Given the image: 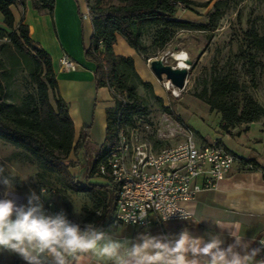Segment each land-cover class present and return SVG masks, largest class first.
<instances>
[{
	"label": "trees",
	"instance_id": "trees-1",
	"mask_svg": "<svg viewBox=\"0 0 264 264\" xmlns=\"http://www.w3.org/2000/svg\"><path fill=\"white\" fill-rule=\"evenodd\" d=\"M54 1L33 0L32 6L39 12L52 14ZM229 1L239 4L244 0ZM229 1H214L207 23L198 24L177 18L179 9L208 5L199 6L193 0H87L92 35L89 46L83 49L84 58L94 66L96 89L107 88L114 100V107L106 109L105 139L99 144L90 139L89 126L81 128L75 139L68 105L56 95L57 84L49 55L31 41L26 25H15L10 7L17 2L24 7V1L0 0L5 26L0 28V40H5L0 43V140L33 157L44 171L56 173L72 192L86 194L99 211L97 217L88 218L93 226L104 228L112 215L117 187L107 179L104 182L94 179L102 177L100 167L117 143V123L147 114V102L138 95V86L162 105L152 85L137 75L133 60L114 53L116 36L123 37L130 48L142 55L141 37L148 28L157 29L154 38L159 48L165 46L174 30L212 32ZM245 40L247 50L242 53H247L249 61H253L250 53L264 50V35L259 36L251 29ZM20 70H25L34 83L33 93L20 96L12 89ZM243 90L244 85L236 79L213 75L195 97L204 102L209 111L220 114V128L227 131L231 126L251 124L264 117V108L252 97L247 96L242 104L231 99ZM164 110L170 111L169 108ZM70 154L76 162L68 160ZM239 162L243 170H262L264 178V167L257 155L239 158ZM72 167L77 168L75 175L70 172ZM5 175L12 178L16 188L20 186L17 178ZM76 260L73 259L72 264Z\"/></svg>",
	"mask_w": 264,
	"mask_h": 264
},
{
	"label": "crops",
	"instance_id": "crops-1",
	"mask_svg": "<svg viewBox=\"0 0 264 264\" xmlns=\"http://www.w3.org/2000/svg\"><path fill=\"white\" fill-rule=\"evenodd\" d=\"M23 1L24 7L19 2L10 7L14 23L26 25L31 41L49 55L57 84L56 95L68 105L75 139L81 128L89 126L90 139L99 144L103 143L106 109L109 108L112 99L107 88L96 89L94 66L84 58L83 49L89 46L92 35L91 19L84 16L86 13L84 0H55L52 14L35 10L32 6L33 0ZM4 27L0 13V28ZM113 50L117 56L133 60L135 71L143 82L152 85L153 93L161 98L163 103L169 100L170 95L160 87L147 63L128 46L123 37L116 36ZM64 53L77 64L76 71L66 72L60 68L59 60ZM49 95L53 104L52 94ZM186 125L191 129L187 123ZM241 127L244 132L229 138L234 141L233 146L230 148L225 146L238 158L246 159L253 154L257 155L258 162L264 167V128L259 122L241 124L238 128ZM235 148H239V154ZM242 148H245V151ZM186 208L193 213L190 221L166 222L161 227L154 226L146 231L130 225L113 227L109 221L104 228L96 226L95 228L121 241H134L138 234L145 232L152 235L178 234L184 228L201 235L209 230L223 231L226 242L231 243L227 232L235 230V226L239 225L238 234L245 240L252 241L251 246L256 247L260 241H264L263 171L243 170L237 160L231 172L215 188L201 191ZM86 219L92 224V220ZM213 222L219 224L220 229ZM262 258L264 253L258 256L257 260ZM0 264L24 262L15 254L3 252L0 253ZM74 264H97V261L89 254L81 256Z\"/></svg>",
	"mask_w": 264,
	"mask_h": 264
},
{
	"label": "rangeland",
	"instance_id": "rangeland-1",
	"mask_svg": "<svg viewBox=\"0 0 264 264\" xmlns=\"http://www.w3.org/2000/svg\"><path fill=\"white\" fill-rule=\"evenodd\" d=\"M193 1L199 6L208 5L179 9L177 18L198 24L207 23L208 16L213 11V2L216 0ZM251 29L259 36L264 35V0H244L239 4L229 1L214 31L174 30L163 48H159L155 43L157 29L148 28L141 37L144 52L140 55L148 66V59L160 60L163 57L167 65L177 67V61L171 55L180 52L187 53L190 64L187 67L186 85L179 99L169 97V100L165 103L162 101L161 105L146 90L138 86L137 93L146 100L148 106L144 117L156 120L163 114H169L178 122L187 123L199 144L209 145L218 142L225 148L233 146L234 141L229 138L238 136L244 129L238 128L237 125L223 131L220 128L221 119L218 125L220 114L210 112L208 106L198 100L195 94L201 91L213 75H228L236 79L240 85H244V90L233 95L232 100L242 104L244 99L250 96L264 108V50L251 51L253 61H249L247 53H242V50H247L245 35ZM4 41L0 40V43ZM12 89L21 96L33 93L35 85L27 72L20 70L15 76ZM113 107L114 100H111L109 108ZM164 108H169L170 111ZM258 122L264 128V117ZM242 149L245 151V148ZM235 150L239 154V148ZM68 160L76 162L73 154L69 155ZM0 165L5 166V174L18 179L20 186L16 188L13 181L15 193L11 197H18V203H26L24 197L28 188L32 187L37 192L42 189L44 203L51 202L57 210L64 209L68 217L82 228L89 223L86 218L93 219L99 215L93 201L86 194L72 192L56 173L44 171L33 157L26 156L24 151L2 140ZM70 172L75 175L77 168H70ZM94 180L102 181L98 178ZM3 191V187H0V198L3 197Z\"/></svg>",
	"mask_w": 264,
	"mask_h": 264
},
{
	"label": "built area",
	"instance_id": "built-area-1",
	"mask_svg": "<svg viewBox=\"0 0 264 264\" xmlns=\"http://www.w3.org/2000/svg\"><path fill=\"white\" fill-rule=\"evenodd\" d=\"M84 7V16L91 19L87 0ZM59 66L66 72L77 70V64L66 53L61 56ZM158 82L173 99L181 97L184 88L174 87L165 78ZM116 136V145L100 167L102 177H97L117 187L109 219L113 227L130 225L146 231L166 222L190 221L193 213L186 205L201 191L215 188L237 162L236 155L218 142L199 144L192 130L169 114L156 120L136 116L128 122L119 121ZM45 207L53 213L60 211L51 202H46ZM170 208L176 211L164 221L162 216ZM141 210L147 214L144 221L134 224L122 219L127 215L139 216ZM181 213L188 219H183Z\"/></svg>",
	"mask_w": 264,
	"mask_h": 264
},
{
	"label": "clouds",
	"instance_id": "clouds-1",
	"mask_svg": "<svg viewBox=\"0 0 264 264\" xmlns=\"http://www.w3.org/2000/svg\"><path fill=\"white\" fill-rule=\"evenodd\" d=\"M0 253L15 254L24 264H72L73 259L93 256L97 264H264V241L252 247L239 233V225L228 231L194 234L184 228L178 234L152 235L140 233L134 241H121L98 230L91 223L82 228L68 219L67 212H50L45 207L43 190L29 187L26 203L11 198L15 193L13 180L0 165ZM174 208L163 215L164 221L175 213ZM147 214L122 217L125 222L144 221ZM183 219H188L181 213ZM220 229L219 224L213 222Z\"/></svg>",
	"mask_w": 264,
	"mask_h": 264
},
{
	"label": "water",
	"instance_id": "water-1",
	"mask_svg": "<svg viewBox=\"0 0 264 264\" xmlns=\"http://www.w3.org/2000/svg\"><path fill=\"white\" fill-rule=\"evenodd\" d=\"M187 64H190L189 60ZM149 68L157 81H161L163 78H165L166 80H169L174 87L178 89L184 88V83L187 77V68H179L176 66L173 67L164 64L161 59L152 60L149 63Z\"/></svg>",
	"mask_w": 264,
	"mask_h": 264
},
{
	"label": "bare ground",
	"instance_id": "bare-ground-1",
	"mask_svg": "<svg viewBox=\"0 0 264 264\" xmlns=\"http://www.w3.org/2000/svg\"><path fill=\"white\" fill-rule=\"evenodd\" d=\"M171 57L177 61V67H179V68H187L188 67V64H187L188 55H187V53H185V52L174 53L171 55Z\"/></svg>",
	"mask_w": 264,
	"mask_h": 264
}]
</instances>
